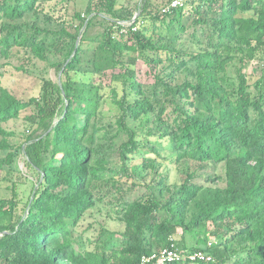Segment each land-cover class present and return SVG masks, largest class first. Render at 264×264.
Returning <instances> with one entry per match:
<instances>
[{
    "label": "trees",
    "instance_id": "obj_1",
    "mask_svg": "<svg viewBox=\"0 0 264 264\" xmlns=\"http://www.w3.org/2000/svg\"><path fill=\"white\" fill-rule=\"evenodd\" d=\"M73 1L0 0V60L19 50L64 77L24 101L0 75V173L16 136L1 125L29 110L21 148L37 176L22 215L0 199V264H142L173 246L213 257L173 264H264V0H188L166 12L173 0L134 10L89 0L70 17ZM255 61L260 75L247 74ZM107 101L119 115L108 126ZM112 193L121 247L97 221L82 229ZM199 228L215 246L175 245L179 229Z\"/></svg>",
    "mask_w": 264,
    "mask_h": 264
},
{
    "label": "rangeland",
    "instance_id": "obj_2",
    "mask_svg": "<svg viewBox=\"0 0 264 264\" xmlns=\"http://www.w3.org/2000/svg\"><path fill=\"white\" fill-rule=\"evenodd\" d=\"M139 1L140 0H120V3H123L126 7L128 6L134 10L136 8V4ZM154 1L158 4H161L163 2L166 3L168 0ZM187 1L188 0H184V5ZM88 3L89 0H74L70 5L69 16L71 17L77 12L84 11ZM30 20L31 19L28 18L26 21L29 22ZM39 24L42 25V27H60L58 24H48L42 19L39 20ZM98 29L99 27H97L95 31ZM53 64V61L45 63L43 61L34 59L23 52H19V50H16L15 56L12 59L0 60V75H2V85L19 99L28 101L32 97H37L39 95L41 81L43 79L50 80L54 84H61L62 81H64L62 73L58 69L54 68ZM262 68L263 64L255 61L245 67V72L247 74L260 75ZM185 79V74H179L176 78V83H182ZM29 114L30 111L27 110L23 112L19 119L1 125V127L4 129L14 132L16 136L9 140L15 154L12 166L7 167L5 163L1 164L2 173H0V199H15L18 213L20 215L23 214L28 199L32 197L33 187L37 182V176L30 167L28 158L23 152V148H21V145L24 143L25 136L27 134V125L25 124L24 118ZM118 116L117 109L110 102L107 101L103 104L101 109V120L103 125H113ZM6 155L7 152L0 151V160H4ZM111 162V165H117L119 163L116 159H113ZM137 164L138 162H135L133 165ZM8 170H11V174L5 175V172ZM209 172L213 174L212 170ZM216 173L218 175L223 174V169L221 166L218 167ZM136 176L140 178L141 181L146 180L148 183H150L151 176L146 175V172L142 168H138ZM169 177L170 183L177 185L180 184L181 176L177 171L170 172ZM124 182H126V180L122 178V183ZM218 185L224 186L223 183H219ZM111 188V186L106 187V189H103V192H106V190ZM113 197H116L115 193H112L110 196H106L104 201L96 208L97 211L101 210V214H95L96 220L90 219L89 221H86L82 229H85L88 224L97 221L98 225L105 226L108 230L116 233L114 239L115 246L121 247L122 237L120 233L123 232L124 225L118 219H116L118 217L114 212L116 207L111 204L113 203V199H115ZM206 230L213 231V227L209 225ZM206 230L199 228L193 235L184 234L183 231L179 229L178 235L175 237V245L179 249H181L183 245L187 249H191L193 247L206 249L209 242L212 243V246H215L217 240L213 235L207 236ZM204 242L205 245L202 244Z\"/></svg>",
    "mask_w": 264,
    "mask_h": 264
},
{
    "label": "built area",
    "instance_id": "obj_3",
    "mask_svg": "<svg viewBox=\"0 0 264 264\" xmlns=\"http://www.w3.org/2000/svg\"><path fill=\"white\" fill-rule=\"evenodd\" d=\"M183 5L184 0H173L163 10V12H166L170 9L180 8ZM208 246L211 247L212 243L209 242ZM180 261L211 263L213 261V257L205 251H196L185 254L175 249L173 246L171 249H163L150 256H144L141 260L142 264H173Z\"/></svg>",
    "mask_w": 264,
    "mask_h": 264
}]
</instances>
